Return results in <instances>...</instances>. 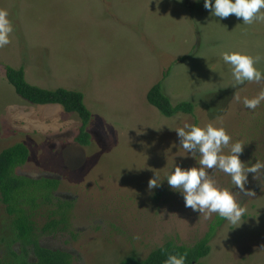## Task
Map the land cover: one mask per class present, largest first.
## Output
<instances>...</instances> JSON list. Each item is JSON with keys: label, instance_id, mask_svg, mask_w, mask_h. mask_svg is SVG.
Listing matches in <instances>:
<instances>
[{"label": "rangeland", "instance_id": "obj_1", "mask_svg": "<svg viewBox=\"0 0 264 264\" xmlns=\"http://www.w3.org/2000/svg\"><path fill=\"white\" fill-rule=\"evenodd\" d=\"M0 9L14 25L11 43L0 48V151L26 143L30 158L16 173L59 179L57 198L72 205L70 225L42 234L41 244L70 252L73 264H121L168 241L194 245L204 237L219 214L186 208L166 180L176 165L198 166L183 157L173 129L185 122L222 126L231 143L245 145L246 167L264 161V102L255 110L243 105L264 83L234 88L222 59L233 51L259 55L264 72V22L212 16L203 0H0ZM8 65L24 68L31 84L82 92L92 112L91 143L76 141L78 113L17 94ZM159 81L174 105L189 101L195 112L166 117L150 104L148 92ZM155 173L162 186L150 191ZM210 174L237 193L246 212L238 225L224 221L203 263L264 264V169L259 182L249 174L246 188L255 196L218 169ZM43 209L41 223L48 219ZM20 248L0 202V258L11 260Z\"/></svg>", "mask_w": 264, "mask_h": 264}, {"label": "trees", "instance_id": "obj_2", "mask_svg": "<svg viewBox=\"0 0 264 264\" xmlns=\"http://www.w3.org/2000/svg\"><path fill=\"white\" fill-rule=\"evenodd\" d=\"M6 77L17 94L27 101L41 105L59 104L67 112L78 113L82 126L76 141L87 146L91 143L87 126L92 119V112L87 107L82 92L65 87L51 89L31 84L22 67L6 66ZM147 98L149 103L166 117H173L179 112L187 114L195 112V105L192 102L184 101L174 105L165 94L162 81L152 86ZM29 158L30 148L24 142H17L0 151V202L10 218L16 240L21 244L19 251H13V259L5 261L0 258V264H73L70 252L48 248L40 243L42 234L55 233L70 225L72 205L57 198L59 179L33 178L16 173V169L25 165ZM43 208L46 209L48 219L41 223L38 215L42 216ZM225 220L218 215L206 235L194 245L168 241L152 250L143 259L131 254L121 264H165L169 255L185 254V264H204L202 260L210 254L211 242Z\"/></svg>", "mask_w": 264, "mask_h": 264}, {"label": "clouds", "instance_id": "obj_3", "mask_svg": "<svg viewBox=\"0 0 264 264\" xmlns=\"http://www.w3.org/2000/svg\"><path fill=\"white\" fill-rule=\"evenodd\" d=\"M183 3L184 0H177ZM199 3L200 0H195ZM204 8L210 10V15L221 19L235 15L237 19L242 18L244 24L253 22H264V0H203ZM14 25L9 19V13L0 9V48L11 43V34ZM223 61L230 65V71L234 80L233 87L243 85L245 82L264 83V72L257 65L261 57H253L239 51L222 53ZM235 100L240 101L238 92L234 95ZM264 102V90H261L254 98H243V105L255 110ZM176 131L179 145L184 152L194 158L198 166L184 168L176 165L166 180L169 187L183 195L185 207L191 208L193 212L211 215L218 213L233 225L241 223L246 208L237 200V193L227 188H222L212 178L210 170L218 169L231 177L232 184L247 196H255L254 189L246 188L249 183V174L252 179L259 182L256 175L264 169V161L255 162L247 166L249 162L241 159L244 151V144L241 142L231 143L232 137L227 129L222 126H215L208 123L204 126L185 122L183 126L173 129ZM229 154H224V149L229 148ZM197 155L199 159H197ZM162 186L159 177L148 182V189L151 191ZM264 188V183H259ZM242 226V225H241ZM185 255H169L165 264H185Z\"/></svg>", "mask_w": 264, "mask_h": 264}, {"label": "flooded vegetation", "instance_id": "obj_4", "mask_svg": "<svg viewBox=\"0 0 264 264\" xmlns=\"http://www.w3.org/2000/svg\"><path fill=\"white\" fill-rule=\"evenodd\" d=\"M41 243V242H40ZM44 246V245H43ZM46 247V246H45ZM49 248V247H48Z\"/></svg>", "mask_w": 264, "mask_h": 264}]
</instances>
